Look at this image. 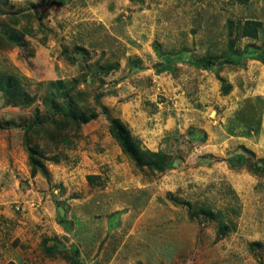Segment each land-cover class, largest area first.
I'll list each match as a JSON object with an SVG mask.
<instances>
[{
    "label": "rangeland",
    "instance_id": "1",
    "mask_svg": "<svg viewBox=\"0 0 264 264\" xmlns=\"http://www.w3.org/2000/svg\"><path fill=\"white\" fill-rule=\"evenodd\" d=\"M0 79V264H264V0H0Z\"/></svg>",
    "mask_w": 264,
    "mask_h": 264
},
{
    "label": "trees",
    "instance_id": "2",
    "mask_svg": "<svg viewBox=\"0 0 264 264\" xmlns=\"http://www.w3.org/2000/svg\"><path fill=\"white\" fill-rule=\"evenodd\" d=\"M251 0H234L235 4L237 5H248V3ZM261 23H259L258 21H245L243 23H239L238 24V36L240 38H250V39H256L259 36V29H260ZM1 80V79H0ZM7 86H12L14 85L16 87V91H14L17 94H20V88L17 87L14 83V81H12L11 79H8L7 81ZM1 88H5V87H1ZM62 93L60 94H56L54 93L55 96H53V98H50V103L52 105V107H56L57 112H61L63 113V115L66 116L67 122L70 121L71 123H74V125H82V124H86L89 121L93 120L95 118V116L93 115H87L85 112L80 111L78 109H76V106L74 104V102H72V100L69 98V94H64L61 97H65L68 99L67 103H63V104H58L56 101V97L60 96ZM60 105V107H58ZM62 107V109H61ZM66 109H70L71 113L69 115L64 114ZM60 113V114H61ZM69 124V122H68ZM110 134L111 136L119 143L121 149L123 150L124 153L130 155L131 157H134L139 153L137 147H135L132 143L129 144L130 141V134L128 131H126V127L123 124H120L117 121H112L111 123V128H110ZM31 152V150H30ZM140 154L142 155L140 157V159H137V164L139 166L142 165L141 159H144L147 163V165L149 167H151L152 169L155 170H159V171H164L167 168H171L173 166V164H167L164 167H160L157 163H150L147 160V155H144L143 153L140 152ZM149 156H154L152 154H150ZM159 158H162L164 155L159 154L157 155ZM31 163V167H32V176H36L39 172H37L39 170V168L36 165V160L35 159H31L30 160Z\"/></svg>",
    "mask_w": 264,
    "mask_h": 264
},
{
    "label": "crops",
    "instance_id": "3",
    "mask_svg": "<svg viewBox=\"0 0 264 264\" xmlns=\"http://www.w3.org/2000/svg\"><path fill=\"white\" fill-rule=\"evenodd\" d=\"M160 85L162 86V87H164V89L166 88L167 89V81H166V77L164 76V75H162V76H160ZM195 83H196V85L200 88V92H198V94L197 95H199V94H201V93H207L208 95H210L209 94V91H210V85H208L209 83H213L212 85H213V87H215L216 85H217V82L216 81H214L211 77H209V78H205V77H201L200 79H198V78H196L195 79ZM199 83H200V85H199ZM235 87H236V89L234 88V86H233V88H231V89H233L232 90V93H230V95L228 96V100L230 101V108H229V110H227L228 111V114L226 113V115H229V118L230 119H227V128H228V126L230 125V127H232V126H234L235 124H236V116H235V119L234 118H232L233 117V111H231V109H232V107L233 106H235L236 108H239L243 103H242V101L244 100V97H245V93L242 91V89H239V88H237V86L235 85ZM165 89V90H166ZM217 89V88H216ZM181 90V89H180ZM215 90V89H214ZM166 91H170V89H168V90H166ZM177 92V91H176ZM182 94H184V92H182ZM218 94H219V92H218ZM202 95H204L203 96V98H202V101H203V103H205L206 102V100H208L207 98H206V94H202ZM181 96V93H180V95H179V97ZM194 101V99L192 100V102ZM191 105V104H190ZM193 105L195 106V104H194V102H193ZM235 108V109H236ZM194 115V114H193ZM198 116H200V118H204V120H205V123H206V125H208L209 126V131H207L208 133H209V140L211 139L212 140V138H215L216 139V137H215V135L213 134V132H212V130H213V127H212V125H215V128L217 129V130H220V129H222L221 127H217V123L218 122H216L214 119H213V121H207V119H205L207 116H209L210 118H211V116H210V112H208V113H204V112H202V111H200L198 114H197ZM238 117V116H237ZM201 121V120H200ZM203 121V120H202ZM240 124H239V127H240V131L241 132H243V122H242V120H239L238 121ZM181 124H183V123H181ZM199 124H201L200 122H199ZM182 126H184V124L182 125ZM131 129H132V125H131ZM244 129H246V128H244ZM207 130V129H206ZM109 134V133H108ZM110 135V134H109ZM141 136L143 137L144 136V134H141ZM110 137V136H109ZM193 137H195V136H193ZM196 137L198 138V135H196ZM195 137V138H196ZM230 137H236V142H241V144H243V146L245 145H248V144H250L251 143V141L249 140V142H248V140L243 136V134H241L240 136L238 135V134H233L232 136H230ZM244 137V138H243ZM106 138H108V136H106ZM114 139L112 138V136L110 137V138H108V142L109 141H112V142H114L113 141ZM146 140H148V138L146 139ZM106 141H107V139H106ZM216 144H219V142H217ZM118 146V145H117ZM214 147V146H213ZM213 147L211 146L210 147V150H214L213 149ZM121 151V149H119V147H118V149H115V151L117 152V154H122L120 151ZM150 150V149H149ZM37 179V178H36ZM233 186V188H234V184L232 185ZM235 190H237V193L239 194V191H238V189H235ZM106 192L107 193H110L109 192V189H107L106 190ZM119 210V208L117 207V208H114L113 209V211L111 212V214H110V217L112 218V219H114V222L116 221H118L119 222V220H122L123 219V217L125 216V215H127V216H132V217H134V215H133V210H129V211H127V210H123V211H120ZM122 212V213H121ZM120 213H121V216H118V215H120ZM118 217V218H117ZM82 219H83V223H85L86 224V227H87V225H88V223L87 222H89V220H90V216H88V215H85L84 217H81ZM127 218V217H126ZM81 219V220H82ZM181 223H183V220H182V222ZM108 224H109V218H108ZM111 224V226H115V225H117V224H115V223H110ZM120 255V254H119ZM117 256V255H116ZM116 256H114L113 257V259L111 260V262L109 263V264H119L117 261H119L118 259H117V257ZM103 263V260H102V262H101V259H100V264H102Z\"/></svg>",
    "mask_w": 264,
    "mask_h": 264
},
{
    "label": "water",
    "instance_id": "4",
    "mask_svg": "<svg viewBox=\"0 0 264 264\" xmlns=\"http://www.w3.org/2000/svg\"><path fill=\"white\" fill-rule=\"evenodd\" d=\"M61 211H62V209H61ZM63 212V211H62Z\"/></svg>",
    "mask_w": 264,
    "mask_h": 264
}]
</instances>
